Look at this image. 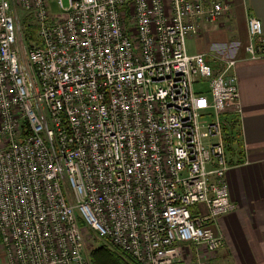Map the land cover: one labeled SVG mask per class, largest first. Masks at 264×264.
Wrapping results in <instances>:
<instances>
[{"label":"built area","instance_id":"built-area-1","mask_svg":"<svg viewBox=\"0 0 264 264\" xmlns=\"http://www.w3.org/2000/svg\"><path fill=\"white\" fill-rule=\"evenodd\" d=\"M231 10L232 0H0L9 264H92L91 237L142 264L224 247L238 60L215 70L187 40ZM247 32L246 59L264 58L261 20L249 15Z\"/></svg>","mask_w":264,"mask_h":264},{"label":"crops","instance_id":"crops-1","mask_svg":"<svg viewBox=\"0 0 264 264\" xmlns=\"http://www.w3.org/2000/svg\"><path fill=\"white\" fill-rule=\"evenodd\" d=\"M249 15L259 18L264 29V0H232L228 14L217 23H204L196 34L199 39L209 38V49L192 50V54L205 53L215 70L222 58L238 60L242 105L237 120L240 141L234 142L228 154L227 177L236 208L219 218L225 245L205 256V264H264V58L246 59ZM0 264H9L1 240ZM191 264L202 261L195 259Z\"/></svg>","mask_w":264,"mask_h":264},{"label":"trees","instance_id":"trees-1","mask_svg":"<svg viewBox=\"0 0 264 264\" xmlns=\"http://www.w3.org/2000/svg\"><path fill=\"white\" fill-rule=\"evenodd\" d=\"M29 32L34 39H38L36 36V27L30 26ZM239 121L236 115H228L226 118V130L228 131V125L230 121ZM237 135V134H236ZM232 141L233 143L237 140L236 137L230 138L228 134V141ZM197 212V208H195L194 213ZM90 257L92 264H142L138 262L132 255L128 254L122 249L114 248L109 246L108 244L100 243L99 245L91 246L90 248Z\"/></svg>","mask_w":264,"mask_h":264},{"label":"rangeland","instance_id":"rangeland-1","mask_svg":"<svg viewBox=\"0 0 264 264\" xmlns=\"http://www.w3.org/2000/svg\"><path fill=\"white\" fill-rule=\"evenodd\" d=\"M65 5H68V0H63ZM20 15L22 16L23 13L20 12ZM198 35H192L188 38L187 40V45H188V50L190 53H192V50L194 49L195 51H207V49H209V38L206 39H199L197 37ZM208 37V36H207ZM208 81L206 79H201L199 81V84H197L198 87H204L203 89L205 91H207V83ZM232 130L231 132H229V136L230 138H234L236 137L235 134H237L238 137H236V141L235 142H239L240 141V137H239V133L237 131V121H230L229 125H228V130ZM230 148H233L234 143L232 141H230ZM90 243L88 244L89 247L91 246H95V245H99L100 243L103 242V240H100L98 238L95 237H91L89 239ZM188 251H189V255L185 254L186 259L188 262V264H191V262L195 259H199L202 261V264H205L207 261L205 260L204 256V251H200V253H197V247L194 245H191L190 247H187Z\"/></svg>","mask_w":264,"mask_h":264}]
</instances>
